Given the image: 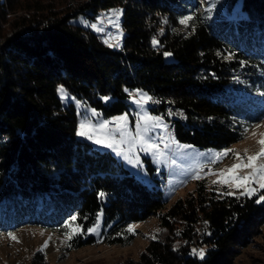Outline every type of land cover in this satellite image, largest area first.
<instances>
[{"label": "trees", "instance_id": "1", "mask_svg": "<svg viewBox=\"0 0 264 264\" xmlns=\"http://www.w3.org/2000/svg\"><path fill=\"white\" fill-rule=\"evenodd\" d=\"M56 2L0 0V235L35 226L65 237L76 216L68 243L79 249L97 243L88 229L102 214L103 243L127 246L128 226L157 216L168 234L128 264H231L264 227V189L228 195L202 178L168 206L151 159L148 184L79 139L77 106L58 90L105 119L131 114L139 90L168 123L171 110L184 116L174 120L178 142L228 149L264 120V0H214L210 12L201 0ZM112 8H123L119 46L76 21Z\"/></svg>", "mask_w": 264, "mask_h": 264}, {"label": "rangeland", "instance_id": "2", "mask_svg": "<svg viewBox=\"0 0 264 264\" xmlns=\"http://www.w3.org/2000/svg\"><path fill=\"white\" fill-rule=\"evenodd\" d=\"M64 1L66 0H57L56 4H61ZM75 1L78 2L80 0ZM212 1L213 0H204L203 3L200 2L201 8L205 9L211 7L212 5L210 3H212ZM112 9L120 10L121 14L118 18L107 15L109 10ZM112 9L102 11L94 20L80 16V18H78L76 21L86 27H90L96 33L102 34L103 37H105L107 32L110 34L113 31L115 33L116 45L119 46L124 37V31L122 27L123 8ZM85 21H87V23H85ZM109 21L113 22L110 23ZM92 24H97V26L101 28L102 31H97L95 28L91 27ZM167 57L171 58V55ZM62 88L64 89L65 93H67L68 97L74 98V100L65 99L58 90L59 96L65 104L79 101L75 96L69 94L64 87ZM135 94L136 93H132V96ZM74 103L77 106L79 113V124L81 119L84 117H88L93 123L102 122L104 120H113V118H103L97 111L96 112L98 115L92 116V108L87 107L82 102H80L79 105L76 102ZM130 103L132 105L131 114H127V124L131 132H134L135 130L136 114L138 112H147L152 116H160L163 118V123L167 125V127L154 129L151 133H149L153 139H157L158 137L162 136L165 138V142L169 143L170 146L167 149H164L163 143L160 144L161 149L165 153L163 157H157L152 153L140 151L139 146L134 148L132 152L129 153L128 144H124L121 145L120 148L122 149L123 153L127 154L128 158H125V154H117V151L114 148L106 147L104 144H97L93 140H89L84 136L77 135L78 138L89 142L97 149L111 151L124 163L127 168L132 171V173L135 174L136 177L148 184L151 181V177L147 171V162L144 160V157L147 156L150 158L151 162L157 169V176L159 178H163L165 181L164 196L165 200L168 202V206L178 198L184 197L190 192L194 191L196 187V181L198 180L197 178H194V176L197 175L200 170L205 168H210L211 170L206 175V177L212 190L223 194L232 193L233 195L244 196L240 194L241 192H244L243 187H230L229 184L219 182L216 184L212 183L213 180L218 179L229 180V183H231L229 178L233 175H243L244 173L250 171L247 168H240L234 170L233 172H226L223 177H218L217 173L220 170L229 168L234 163H238L233 153L229 152L227 155L213 162L212 154L223 150H217L214 148L200 149L194 145L180 143L175 139V137L169 139V123L162 115L151 110V100H148L147 103L143 105V107L135 104L133 102V97L130 98ZM120 123H123V121ZM256 125H260V127L257 128ZM256 125L247 132L246 137L242 141L234 144L228 149H235L241 154H243L245 149H247L248 155H253L259 151L261 145L258 143V141L262 138L261 133H264V120ZM117 126L118 125L115 122L107 125V127L110 129H115ZM115 138L117 140L119 139L118 132L115 133ZM172 140H174L175 143H172ZM181 145H187L189 147H180ZM136 160L139 161V164L135 163ZM199 177L201 176L199 175ZM251 187L258 188V186L255 184L251 185ZM261 190L262 189H258L253 195L260 194ZM253 195L245 194V196ZM102 222L103 217L102 214H100L99 227L96 229V231L89 232L96 235L98 239L97 243L95 245H89L79 249H73L68 243V239L50 230L35 226L13 229L10 232L0 235V264H32V261L36 255L44 259L43 264H128L132 260L139 259L140 254L153 239V236H155V238H162L167 232L162 228L161 221L157 216H150L149 219L143 222L132 224L135 226V231L134 233H131L134 235V240L130 245L110 246L103 243L100 238V226ZM205 227L206 222H201L199 226L200 232H202L204 230L203 228ZM181 230L182 225H176L175 231L177 234H180ZM8 233H14L17 239H11L8 236ZM173 235L175 234L173 233ZM46 241L47 246L42 248ZM182 243L185 242L183 241ZM240 250L241 251L237 254L231 264H264V227L260 229L257 236L248 247Z\"/></svg>", "mask_w": 264, "mask_h": 264}, {"label": "snow or ice", "instance_id": "3", "mask_svg": "<svg viewBox=\"0 0 264 264\" xmlns=\"http://www.w3.org/2000/svg\"><path fill=\"white\" fill-rule=\"evenodd\" d=\"M204 0H201V3H203ZM206 11L210 12L211 7L206 9ZM121 12L117 9L109 10V13L107 15L113 16L118 18L120 16ZM194 18L193 15L184 16L180 19V23L183 25H187L188 21L192 20ZM110 23L113 21H109ZM87 23V21H85ZM118 26V25H117ZM91 27L95 28L97 31H102L101 28L97 26V24H92ZM108 43L109 41H105ZM153 43H157V41H153ZM113 46V45H110ZM166 56H170L171 53H165ZM61 92L63 98L65 99H73L67 96V93H65L64 89L61 87L59 89ZM132 95V94H130ZM105 100L108 99V97H104ZM148 100H151V97H148L147 94L140 92L137 90L136 94L133 96V102L137 104L138 106L143 107L145 103H147ZM78 105L80 104L79 101H74ZM92 116H97L98 113L95 109L91 110ZM171 115V113H169ZM123 121V123H120ZM115 122L118 126L115 129H110L107 127L110 123ZM167 125L163 123V118L160 116H152L148 114L147 112L140 113L138 112L136 114V124H135V130L134 132H131L128 128L127 124V114L114 117L112 121L104 120L102 122L93 123L91 119L88 117H84L81 119L79 124V129L77 131V135L87 137L89 140H93L97 144H104L106 147L114 148L117 151V154H125L122 152V149L120 148L121 145L128 144V152L131 153L134 148L139 146V150L143 151L145 153H152L153 155L157 157H163L165 155L164 151L161 149L160 144L163 143L164 149H167L170 145L169 143L165 142L164 137H158L157 139H153L152 136L149 135L154 129H160V128H166ZM257 128L260 127V125H256ZM119 133V139L117 140L115 138V133ZM255 134V133H254ZM261 139L258 141V143L261 145L259 151H257L253 155L247 154V149H245L244 153L241 154L237 152L235 149H225L223 151L215 152L212 154V160L213 162L215 160L220 159L221 157L227 155L229 152L233 153L236 157L238 163L232 164L229 168L220 170L217 175L218 177H223L226 172H233L236 169L240 168H247L250 171L241 174H235L229 179L231 180V183H229V180H213L212 183H225L229 184L230 187H243L244 192H241V195H253L258 189H264V133H261ZM171 139V138H169ZM172 143H175L174 140H172ZM180 147H189L187 145H181ZM125 158H128L127 154H125ZM246 161V162H245ZM135 163L139 164V161L136 160ZM194 178L199 179V175H195ZM257 185L258 188H253L251 185ZM228 195H232V193H227ZM101 197L104 196V193H99ZM260 201H264V195L260 196V199L257 201L258 203ZM76 220V216H72L70 218V221L67 222L66 227L69 229V231L65 232L66 239H71L73 235H76L79 230V225H73V222ZM99 227V216L97 220V224L94 225L92 228H89V232H94ZM127 231L130 233H134L135 226L129 225L127 228ZM8 236L11 239H17L14 235V233H8ZM153 239H155V236H153ZM47 241L42 246L46 247ZM42 250V249H41ZM192 255H198L201 259H203L204 256V249H192Z\"/></svg>", "mask_w": 264, "mask_h": 264}, {"label": "built area", "instance_id": "4", "mask_svg": "<svg viewBox=\"0 0 264 264\" xmlns=\"http://www.w3.org/2000/svg\"><path fill=\"white\" fill-rule=\"evenodd\" d=\"M106 36H107V41H109L110 44H115V34L113 31L110 34H108V32H107ZM136 92L137 91H133L132 93H136ZM170 113H171V115H169V123H170L169 133L172 134V133H174V130H175L174 120L178 117L181 118L183 116L177 110H171ZM205 172L206 171H203L201 173L204 174Z\"/></svg>", "mask_w": 264, "mask_h": 264}, {"label": "clouds", "instance_id": "5", "mask_svg": "<svg viewBox=\"0 0 264 264\" xmlns=\"http://www.w3.org/2000/svg\"><path fill=\"white\" fill-rule=\"evenodd\" d=\"M213 3H214V0L212 1V3H210L211 5H213ZM184 117V116H183ZM183 117H181V118H183ZM175 131V130H174ZM203 171H206L204 174H202L201 172H203ZM211 170H210V168H205V169H202V170H200L199 171V175L201 176L199 179H202V178H207L206 177V175L210 172Z\"/></svg>", "mask_w": 264, "mask_h": 264}]
</instances>
